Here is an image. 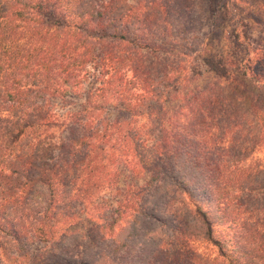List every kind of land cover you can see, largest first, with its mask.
Returning <instances> with one entry per match:
<instances>
[{
  "label": "trees",
  "instance_id": "trees-1",
  "mask_svg": "<svg viewBox=\"0 0 264 264\" xmlns=\"http://www.w3.org/2000/svg\"><path fill=\"white\" fill-rule=\"evenodd\" d=\"M191 6L0 0V264H264V168L244 164L260 138L243 120L264 119V44L242 59L245 99L198 87ZM200 63L235 83L220 54ZM124 172L147 178L121 186ZM106 188L113 217L79 224Z\"/></svg>",
  "mask_w": 264,
  "mask_h": 264
},
{
  "label": "rangeland",
  "instance_id": "rangeland-1",
  "mask_svg": "<svg viewBox=\"0 0 264 264\" xmlns=\"http://www.w3.org/2000/svg\"><path fill=\"white\" fill-rule=\"evenodd\" d=\"M191 7L185 17L188 19L186 34L189 45H186V49L183 51L191 56V59L188 60L191 64L186 63L190 67L195 66L200 72L195 85L202 87L206 84L218 83L221 86L223 85L222 89L228 97L242 96L245 99L246 88H240L237 85L239 83L246 84L249 81V79L240 77V71L247 66L246 60H242L246 57V50L249 53V58L255 54L256 50L259 53L263 52L264 0H192ZM180 49L178 46L172 48L174 53L180 51ZM209 54H220L228 63L230 78L235 81L233 85H229L224 79L217 78L201 65L200 57ZM238 63H240V67ZM258 71L262 75L264 68H260ZM184 93L183 91L182 94ZM176 99H171L168 105L169 108L174 106ZM72 100L76 101L77 99L72 98ZM53 101L59 112L65 110L64 107L60 109V100ZM240 102L242 103V99ZM245 104L247 105V102ZM262 115L264 116V114ZM256 119L257 117H254V115H247L243 119L246 125L245 134L247 139L251 141L255 134L260 138L259 142L253 145L252 152L248 155L244 164L256 166L258 170H261L264 168V119L259 120V123ZM245 145L252 148L249 143ZM146 178L147 175L144 173L141 177L136 178L130 177L127 172H124L118 179L121 186H123V182L141 185ZM114 194L113 189L106 188L101 190L95 197H92L79 215V224L87 226L91 223L111 219L113 217L112 210L119 198ZM79 224L65 228L68 230L81 229Z\"/></svg>",
  "mask_w": 264,
  "mask_h": 264
}]
</instances>
